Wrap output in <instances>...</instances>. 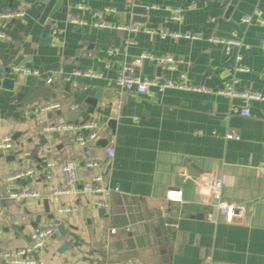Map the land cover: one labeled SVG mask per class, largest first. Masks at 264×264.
<instances>
[{
    "label": "crops",
    "instance_id": "1",
    "mask_svg": "<svg viewBox=\"0 0 264 264\" xmlns=\"http://www.w3.org/2000/svg\"><path fill=\"white\" fill-rule=\"evenodd\" d=\"M44 1L0 0V16L8 15L1 20L6 38L0 39V137L10 135L15 143L13 151L0 152V249L23 248L36 229L56 226L38 264H163V256L169 264H264V101L249 103L250 115L242 117L238 111L247 102L220 93L233 86L264 95V24L243 21L255 12L264 20V0H239L229 14L231 0H63L60 10L41 21L38 7ZM136 4L155 8L135 15ZM106 8L113 11L104 21L142 30L96 27ZM175 9L183 20L172 19ZM158 30L222 38L236 33L244 45L227 53L207 40L163 39ZM131 39L138 43L130 44ZM143 54L172 55L181 63L169 71L144 60L140 76L185 79L210 92H119L114 72ZM239 64L251 71L237 70ZM17 65L39 74L17 72ZM86 71L102 76L88 77ZM51 75L56 80L48 84ZM65 76L72 82L65 83ZM6 79L11 88L3 86ZM99 90L95 107L87 104ZM56 102L58 109L36 111ZM105 118L116 122L114 132ZM88 121L101 126V138L80 146L76 139L88 133L81 128ZM64 123L79 126L47 129ZM228 133L239 139H228ZM110 137L112 158L100 144ZM88 160L97 161L98 168L88 169ZM48 162L54 165L51 179L46 178ZM66 162L76 166L75 183L63 172ZM27 170L34 174L10 180ZM96 176L108 192L83 191ZM207 176L223 178L219 200L244 208L243 218L225 222L217 200L201 190ZM25 187L45 198L10 197ZM56 190H65L58 200ZM171 190L180 192L179 201L167 197ZM59 204L74 210L59 216ZM58 224L64 225L65 237Z\"/></svg>",
    "mask_w": 264,
    "mask_h": 264
},
{
    "label": "built area",
    "instance_id": "2",
    "mask_svg": "<svg viewBox=\"0 0 264 264\" xmlns=\"http://www.w3.org/2000/svg\"><path fill=\"white\" fill-rule=\"evenodd\" d=\"M154 7H148L146 10H150ZM113 10L106 8L105 12L100 15V20L96 21L94 25L101 29H117V30H129L132 33L138 34L142 29L137 25H127V24H113L104 21L102 18L105 13L112 12ZM8 18V15L0 16V39H5L6 34L2 30L1 20ZM183 13L179 9H175L172 12V19L176 21L183 20ZM244 22L250 24L252 22H260L264 24V20L261 18L260 12H255L252 16H246L243 19ZM81 25H86L87 22H80ZM163 39L167 37H171L175 40L179 39H189V40H207L211 44H220L223 45L227 53H231L234 47L242 48L243 42L240 40L236 33H233L230 38H222L215 35H210L205 37L202 33L199 32H190V33H181V32H163L162 30H158ZM148 33H155L153 29H146ZM53 37L55 39H59V32L54 30ZM130 44H137V39L129 40ZM144 60L156 61L163 69L169 71L177 70L180 60L176 59L172 55H162V56H152L149 54H143L140 57L136 58L134 62L130 65L123 64L119 68V72L117 78L115 80V86L117 90L121 93L123 92H135L139 95H152L153 91H157L158 93H162L168 89H178V90H187L193 92H210V89L204 86H196L187 82L185 79L181 81H174L171 79H162V78H146L142 77L138 74L137 70L142 65ZM242 60V55L237 56V62L240 63ZM17 72H21L24 74H39L38 70L25 68L23 66H14L13 68ZM237 70L243 72H250L251 69L245 65L239 64L237 66ZM85 76L99 78L102 76L100 72L94 71H86L83 73ZM56 80V76H50L47 79L48 84H53ZM65 83H71L72 79L70 76L64 77ZM220 93L228 96L229 98H242L247 102V105L241 108L238 111L240 116L248 117L250 115V109L248 104L252 101H264V95L258 92L252 91H244L240 92L236 90L233 86H228L227 88L220 91ZM60 107L58 102L53 103L49 106L41 108L40 110H36L37 112H43L48 110H55ZM79 125L74 126L70 123H64L61 125H55L47 128L49 131H73ZM82 129L87 130L86 135H80L77 137L76 141L80 146H86L91 142H97L101 138V126L96 122H86L81 125ZM228 139H239L238 135L228 133L226 135ZM15 148L14 139L10 135H5L0 137V152H11ZM115 149L113 146V140L108 142L107 145V156L112 158L114 156ZM29 154V153H27ZM48 170L46 172V178H52V169L54 167L52 162H48ZM99 163L95 160H88L86 162V167L88 169L98 168ZM63 172L70 183H75L77 181V170L76 166L73 163L66 162L63 164ZM34 174L33 170H27L24 173H19L12 177L10 180L24 178L27 176H32ZM102 178L100 176H96L92 179L91 182L84 184L83 191L86 193H96V192H108V190L104 189L101 185L98 184L101 182ZM224 185L223 178L219 179H209V176L205 177L201 182V190L212 199L217 200V210L219 213L224 214L225 222L228 224H232L235 220L243 218L245 211L244 208L238 206L237 204H228L220 201L219 192L221 191ZM65 192V190H56L53 194V198L58 200L59 195ZM10 197L13 199H17L19 201L29 200V199H43L45 198V194H43L39 190H33L28 187L22 189L19 193L10 194ZM167 197L173 201H179L181 199V195L179 191L171 190L167 193ZM101 206H107L106 202H99ZM74 210V207L68 205L59 204L57 208V215L62 216L69 214ZM209 220H214L215 216L213 213H209L207 215ZM56 231V226H47L36 229L31 234V240L29 244L23 248H19L16 250H1L0 249V262L6 264H38V254L45 247L47 239ZM1 233V232H0Z\"/></svg>",
    "mask_w": 264,
    "mask_h": 264
},
{
    "label": "water",
    "instance_id": "3",
    "mask_svg": "<svg viewBox=\"0 0 264 264\" xmlns=\"http://www.w3.org/2000/svg\"><path fill=\"white\" fill-rule=\"evenodd\" d=\"M238 1L239 0H231L230 1V5H229V9H228V14L230 13V11L233 9V7L235 6V4ZM62 3H63V0H45L44 2H42L39 5V7H38V9L40 11H42L41 21H45L48 17H52L53 14H54V11H57V10H60L61 9L60 7H61ZM142 12L143 13L147 12L146 8H142V7H140L139 4H136L135 8L133 9V13L135 15H138V14H141ZM160 70H163V67L160 66ZM6 72L9 73L10 70L8 69ZM117 75H118V73H117V71H115L114 74H113V84L115 83V80L117 78ZM2 83H3V86L4 87H7L8 88V86H10V88H11V85H12V81L11 80L6 79ZM65 91L68 92V93L71 92L70 84H68L65 87ZM101 91L102 90H99L98 93H97V95L94 98H88L86 100V103L89 104L92 107H95V105L97 103V100L101 97ZM103 121L105 123H108V125L112 128V130L114 132L115 126H116V122L114 120H108L107 118H105ZM111 140H112V137H110L108 140H102L100 142V144L102 146L106 147L108 145V142H110ZM44 204H45L46 212H49L48 201L45 200L44 201ZM51 217H53V216H51ZM57 229H58V231H59V233H60L61 236H63V237L66 236L67 232L65 230L64 225L58 224ZM163 243H164L163 240H158V242H157V244H158V250H159L160 254H165L166 253L165 252V249L163 248ZM66 248H67V246H64L61 249V251H64ZM163 264H169L167 262V260L165 259L164 256H163Z\"/></svg>",
    "mask_w": 264,
    "mask_h": 264
}]
</instances>
